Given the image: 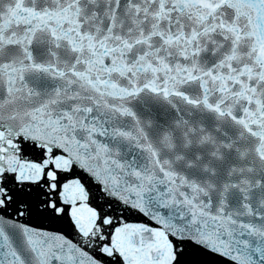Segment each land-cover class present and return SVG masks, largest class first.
<instances>
[{
	"label": "water",
	"instance_id": "water-1",
	"mask_svg": "<svg viewBox=\"0 0 264 264\" xmlns=\"http://www.w3.org/2000/svg\"><path fill=\"white\" fill-rule=\"evenodd\" d=\"M0 264H264V0H0Z\"/></svg>",
	"mask_w": 264,
	"mask_h": 264
}]
</instances>
